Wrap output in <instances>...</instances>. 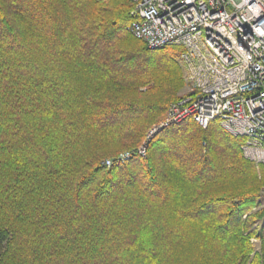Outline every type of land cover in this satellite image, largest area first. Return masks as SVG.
I'll return each instance as SVG.
<instances>
[{"label":"trees","instance_id":"1","mask_svg":"<svg viewBox=\"0 0 264 264\" xmlns=\"http://www.w3.org/2000/svg\"><path fill=\"white\" fill-rule=\"evenodd\" d=\"M132 9L0 0V264H264V167L217 121L106 165L187 91L182 50L148 49Z\"/></svg>","mask_w":264,"mask_h":264},{"label":"built area","instance_id":"2","mask_svg":"<svg viewBox=\"0 0 264 264\" xmlns=\"http://www.w3.org/2000/svg\"><path fill=\"white\" fill-rule=\"evenodd\" d=\"M134 36L150 50L178 47L186 94L170 104L143 145L106 161L147 155L151 138L170 125L217 121L244 139L243 156L264 167V0H132ZM261 201L264 205V187Z\"/></svg>","mask_w":264,"mask_h":264},{"label":"rangeland","instance_id":"3","mask_svg":"<svg viewBox=\"0 0 264 264\" xmlns=\"http://www.w3.org/2000/svg\"><path fill=\"white\" fill-rule=\"evenodd\" d=\"M167 110H168V109H167ZM166 115H167V113H166ZM165 117H166V116H165ZM164 119H165V118H164ZM162 121H163V120H162ZM159 123H160V122H159ZM159 123H158V124H159ZM155 125H156V124H155ZM152 127H153V126H152ZM152 127H151V128H152ZM151 128H150V129H151ZM150 129L148 130V132L150 131ZM148 132H147V134H148ZM147 134H146V137H147ZM146 137H145V139L142 141V143H141L136 149L140 148V147L143 145L144 141L146 140ZM132 150H135V149H132ZM128 151H131V150H128ZM124 152H127V151H124ZM124 152H121V153H124ZM121 153H120V154H121ZM120 154H119V155H120ZM119 155L115 156V158L118 157ZM110 159H112V158H110ZM257 170H258V172H259V177H261L260 169L257 168ZM263 187H264V186H263ZM263 187H262V189H261V197H262V195H263V194H262ZM260 201H261V199H260ZM261 202H262V201H261ZM260 208H264L263 203H262V205L260 206ZM257 209H258V208H256V210H257ZM252 242H253L256 246H258V245L260 244V241H258V240H252Z\"/></svg>","mask_w":264,"mask_h":264},{"label":"snow or ice","instance_id":"4","mask_svg":"<svg viewBox=\"0 0 264 264\" xmlns=\"http://www.w3.org/2000/svg\"><path fill=\"white\" fill-rule=\"evenodd\" d=\"M0 39H2V38H0Z\"/></svg>","mask_w":264,"mask_h":264}]
</instances>
